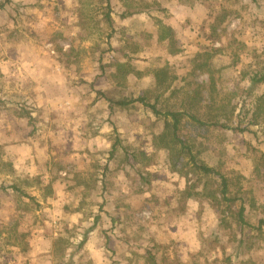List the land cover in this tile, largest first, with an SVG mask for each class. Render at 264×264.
<instances>
[{"label": "rangeland", "instance_id": "374dc122", "mask_svg": "<svg viewBox=\"0 0 264 264\" xmlns=\"http://www.w3.org/2000/svg\"><path fill=\"white\" fill-rule=\"evenodd\" d=\"M105 3L0 0V163L12 165L1 164L0 264H264V84L250 85L264 73V0ZM134 4L151 7L147 25L120 24L115 10ZM170 21L171 40L158 42ZM51 71L62 86L42 84ZM98 91L186 113L179 136L227 181L226 196L245 202L246 224L240 201L222 200L218 176L193 172L188 155L172 170L155 141L163 121L149 108L111 113ZM10 124L37 167L10 161ZM75 175L89 188L75 187ZM54 231L69 240L62 252Z\"/></svg>", "mask_w": 264, "mask_h": 264}, {"label": "trees", "instance_id": "16d2710c", "mask_svg": "<svg viewBox=\"0 0 264 264\" xmlns=\"http://www.w3.org/2000/svg\"><path fill=\"white\" fill-rule=\"evenodd\" d=\"M104 1L106 2L105 7L109 8L110 0H100V2L102 4ZM124 1L129 2V0H124ZM179 1H183V0H179ZM195 1H197V0H189V2H195ZM130 2H133V1H130ZM132 6H133L132 9H130L128 7L127 8L128 10L125 11V13L129 14V16L132 13L140 11V9L138 8L139 6L137 4H134ZM104 17H105V20L111 24V17H110L109 11L104 13ZM162 28H165L166 33H162V35L158 37L157 41L162 42V41L166 40V37H169L170 39H168V38L167 39L171 40L170 33L172 31V28L169 26L164 27V25H162ZM214 30H215V27L212 26V32ZM169 44H170V42H169ZM103 52H101L100 55H102ZM75 55H77V53ZM198 68H200V66ZM202 70H203V68H202ZM164 71L165 70H162L161 72L158 71L157 81H156L157 85H160V83L162 82L163 75H161V74H163ZM117 73L120 75L122 74L123 76L130 73L129 64L127 62L119 63ZM258 84H264V73L255 72L250 77L251 87H254ZM97 94L100 97L101 96L105 97V94L103 92L98 91ZM106 101L109 103L108 104L109 112H111V113L114 111V109L116 107L127 108V107L132 106L135 103H140L144 107L149 108L155 114V116L158 117V119H161L163 121L162 131L157 134L155 141L159 144L160 147L168 150L169 156H170V166L172 167V170H176L177 167L175 166V164L179 163L182 160L183 155L184 156L188 155L189 159L187 161V164L191 167L193 172L198 171L199 173H201L204 176H210V175L218 176L221 179L220 194H221L222 200L228 201L231 204L235 203L237 201H240L239 208H238V211L236 214V218L239 221V223H241V225L246 224V221L244 220V217H243V214L245 211V202L242 201L240 199V197H227L226 196V194H227V181L222 177V175H220L217 171H215L214 168L206 165L202 160L197 159L196 155L192 154V151H191V148L189 147V145H187L183 141V139L179 136V127H180V124L182 122V119L185 116H187V115H185L186 113H184L182 111H171V110L164 111L157 106L158 105L157 99L154 103H150L146 100V98L144 96L121 97L118 99L117 98H114V99L106 98ZM191 118L195 122H197L198 124L205 125L204 122L195 118L194 116H191ZM210 124H213V126L219 125V123H216V122L210 123ZM220 126L222 128H230L229 126H225V125H220ZM1 164H3V166H7V165H9L10 167L12 166L11 163H0V173L2 171L1 170ZM105 169H106V167L104 168V170ZM103 175H104V172H103ZM139 177H140V180H144L145 184H147V182H146L147 181V175L140 174ZM75 180H76L75 185H74L75 187L76 186L77 187L83 186V187H86L88 189L90 186V184L86 180L84 181L82 179H77V175H75ZM95 181L97 182L98 178H96ZM49 186H51V184ZM188 196H190V195H188ZM211 196H213V195L211 194ZM94 219H95L94 224L85 231L84 237L79 243L80 247H82V245L87 241L88 235H86V234H88L89 232H92L96 228L98 217H95ZM260 223H264V221L261 220ZM239 241L242 244L243 241L241 239ZM68 243H69V240L64 239L62 235H59L53 241L54 247H56L58 251L60 250V252H62V250H65V248H67L66 246ZM224 261H227L228 264H232L231 257L224 258ZM217 262H221V260L220 261L217 260Z\"/></svg>", "mask_w": 264, "mask_h": 264}, {"label": "crops", "instance_id": "0c3cea01", "mask_svg": "<svg viewBox=\"0 0 264 264\" xmlns=\"http://www.w3.org/2000/svg\"><path fill=\"white\" fill-rule=\"evenodd\" d=\"M167 7H163L162 11H167V9H171L174 8V6L172 5H166ZM177 7V5H176ZM197 5L193 6L190 9V12H188L190 15H193L191 13L194 12V10L196 9ZM167 8V9H166ZM182 7H179V9H181ZM116 14L120 15V18H124V20H122V22H120L121 25H131L132 22L134 21H140L141 23H144L143 25H147L150 21V19L155 16L154 13L152 12L151 7L149 8H144L141 9L138 12L132 13L130 16L129 14L125 13V9H116L115 10ZM172 21H170L168 23V26L172 28V30H174L173 25H171ZM142 26V24H141ZM167 26V25H166ZM115 31V30H114ZM125 31V29H124ZM146 31V27L142 26V32ZM29 68H31L32 66H28ZM35 68V71L37 70H42L45 71L46 73L50 72V69L52 70V65H45L44 67L40 66V68L38 67V65L33 66ZM57 68V70H61V66L58 67L57 65L55 66ZM54 71H51L50 75H46L43 77V79H41L42 84L47 83V82H51L53 79L56 80V82H60L57 85L58 86H62L61 83L64 82V78L63 76L58 77L56 74L53 73ZM44 81V83H43ZM54 82V81H52ZM54 84V83H53ZM47 101V100H46ZM9 122V121H8ZM11 124L7 127L6 132L11 135V138L13 139L12 141L8 142V146L10 148V161L12 163H14V165L17 166V164H21V163H25L28 164V166H34L37 167V165H39V163H41V160H35V158H33L30 154V150H31V145H30V140H26V138H24V135H17V132L10 127ZM34 149V147H33ZM42 151V150H40ZM15 166V167H16ZM58 192V191H57ZM56 192L55 196L52 198L54 199L55 202H53L54 204H60L61 200L59 199V194ZM67 198V194H65L64 199L66 200ZM63 200L64 202H62V204L64 205L66 203V201ZM39 203L42 205L43 202L39 201ZM42 210L37 211V213H40ZM56 213V212H55ZM107 215V214H106ZM98 228V227H97ZM97 228H95L94 230H96ZM38 234H43L40 231L38 232ZM53 235L56 237L57 233L54 231ZM43 239V237H41ZM40 238V239H41ZM101 248V247H98ZM97 261L100 262V259H97Z\"/></svg>", "mask_w": 264, "mask_h": 264}]
</instances>
